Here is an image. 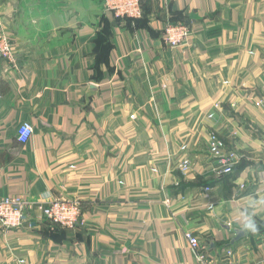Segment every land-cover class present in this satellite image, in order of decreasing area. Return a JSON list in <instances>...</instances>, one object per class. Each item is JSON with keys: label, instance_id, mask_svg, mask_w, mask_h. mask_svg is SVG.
Returning <instances> with one entry per match:
<instances>
[{"label": "crops", "instance_id": "1", "mask_svg": "<svg viewBox=\"0 0 264 264\" xmlns=\"http://www.w3.org/2000/svg\"><path fill=\"white\" fill-rule=\"evenodd\" d=\"M142 12L104 30L66 0H0L16 56H0V195L33 205L20 229L0 226V264H195L186 233L223 262L264 264V0ZM166 22L191 27L187 45L167 47ZM213 132L243 155L231 175ZM54 199L79 201V225L47 222L37 207Z\"/></svg>", "mask_w": 264, "mask_h": 264}, {"label": "built area", "instance_id": "2", "mask_svg": "<svg viewBox=\"0 0 264 264\" xmlns=\"http://www.w3.org/2000/svg\"><path fill=\"white\" fill-rule=\"evenodd\" d=\"M145 0H104V10L112 13L121 23L127 20H138L143 16L142 7ZM162 29V41L170 49L176 50L187 45L192 36V29L188 25L178 22H166ZM0 56L9 63H15V47L11 38L0 34ZM34 136V128L28 122L20 125L18 131V143L27 145ZM210 155L217 160V169L219 175H231L235 166L243 159V155L236 149H227L224 139L213 132L209 136ZM192 163L189 158L183 160L180 170L186 172ZM209 191V189H207ZM33 205L23 196L20 197H2L0 195V226L3 229H20L29 221V212ZM42 216L52 225H59L63 229H73L81 220L82 208L76 200L54 199L47 204H39L37 207ZM188 244L195 256V264H232L229 262L234 253L231 250L226 252L227 261L220 256H214L209 252L208 246L203 244L192 233H186ZM234 264V263H233Z\"/></svg>", "mask_w": 264, "mask_h": 264}, {"label": "water", "instance_id": "3", "mask_svg": "<svg viewBox=\"0 0 264 264\" xmlns=\"http://www.w3.org/2000/svg\"><path fill=\"white\" fill-rule=\"evenodd\" d=\"M67 2L71 3V7L73 9L76 10V12L81 13L82 16H88V15H93V13L100 14L101 19L99 20L100 23H102V19L106 18V19H110L113 14L110 12H106L104 10H97L95 8V4H91L90 0H66ZM90 91H97V88H95L94 86H92L90 88ZM90 99V96H89ZM237 234V239L236 240H240L245 236V233L243 231H236Z\"/></svg>", "mask_w": 264, "mask_h": 264}, {"label": "trees", "instance_id": "4", "mask_svg": "<svg viewBox=\"0 0 264 264\" xmlns=\"http://www.w3.org/2000/svg\"><path fill=\"white\" fill-rule=\"evenodd\" d=\"M144 5V4H143ZM142 11H143V7H142ZM119 21V20H118ZM140 20L138 19V20H131V19H129V20H127L126 22H124V23H127L128 25L130 24V23H135V24H140ZM102 29H106L109 25H110V23H109V20L108 19H106V18H103L102 19ZM119 24H121L120 23V21H119ZM187 25V24H186ZM53 226H55V227H58V228H61V229H63L62 227H60L59 225H53Z\"/></svg>", "mask_w": 264, "mask_h": 264}, {"label": "rangeland", "instance_id": "5", "mask_svg": "<svg viewBox=\"0 0 264 264\" xmlns=\"http://www.w3.org/2000/svg\"><path fill=\"white\" fill-rule=\"evenodd\" d=\"M68 5V7H69V5L70 4H67ZM103 6H104V0H103ZM116 21H118L117 19H116ZM119 22V21H118ZM2 32H0V34H1ZM5 34V33H4ZM77 202H79V201H77ZM80 204V203H79ZM80 208H81V205H80ZM47 222L50 224V225H52L48 220H47Z\"/></svg>", "mask_w": 264, "mask_h": 264}]
</instances>
